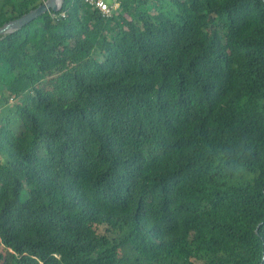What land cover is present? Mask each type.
I'll use <instances>...</instances> for the list:
<instances>
[{
	"label": "trees",
	"instance_id": "trees-1",
	"mask_svg": "<svg viewBox=\"0 0 264 264\" xmlns=\"http://www.w3.org/2000/svg\"><path fill=\"white\" fill-rule=\"evenodd\" d=\"M120 6L0 40V264H264V0Z\"/></svg>",
	"mask_w": 264,
	"mask_h": 264
},
{
	"label": "water",
	"instance_id": "water-1",
	"mask_svg": "<svg viewBox=\"0 0 264 264\" xmlns=\"http://www.w3.org/2000/svg\"><path fill=\"white\" fill-rule=\"evenodd\" d=\"M64 0H43L35 9L26 14L4 23L0 27V40L6 35L13 34L22 29L41 15L51 12L57 13L61 10Z\"/></svg>",
	"mask_w": 264,
	"mask_h": 264
},
{
	"label": "built area",
	"instance_id": "built-area-1",
	"mask_svg": "<svg viewBox=\"0 0 264 264\" xmlns=\"http://www.w3.org/2000/svg\"><path fill=\"white\" fill-rule=\"evenodd\" d=\"M86 2L93 8H96L104 17H110L114 11L121 9V0H111V3H108L106 0H86ZM61 17H64V14H61Z\"/></svg>",
	"mask_w": 264,
	"mask_h": 264
},
{
	"label": "rangeland",
	"instance_id": "rangeland-1",
	"mask_svg": "<svg viewBox=\"0 0 264 264\" xmlns=\"http://www.w3.org/2000/svg\"><path fill=\"white\" fill-rule=\"evenodd\" d=\"M108 3H111V0H106ZM121 3H127V4H129V0H121ZM120 3V4H121ZM122 11V10H121ZM112 16V15H111ZM110 16V17H111ZM25 198V193H24V195H23V199ZM0 251H3L4 252V247L1 245V242H0ZM10 253H11V251L10 250H6V255H7V257H9L10 258Z\"/></svg>",
	"mask_w": 264,
	"mask_h": 264
}]
</instances>
